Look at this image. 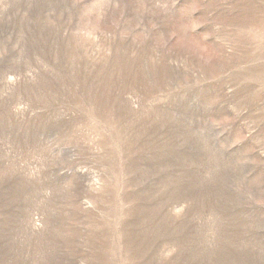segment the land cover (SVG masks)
Returning a JSON list of instances; mask_svg holds the SVG:
<instances>
[{
    "label": "rangeland",
    "instance_id": "rangeland-1",
    "mask_svg": "<svg viewBox=\"0 0 264 264\" xmlns=\"http://www.w3.org/2000/svg\"><path fill=\"white\" fill-rule=\"evenodd\" d=\"M0 264H264V0H0Z\"/></svg>",
    "mask_w": 264,
    "mask_h": 264
}]
</instances>
